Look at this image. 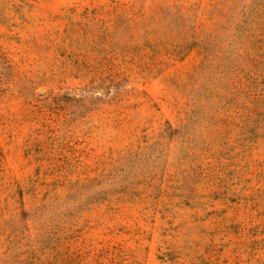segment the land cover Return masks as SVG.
<instances>
[{"label": "rangeland", "instance_id": "374dc122", "mask_svg": "<svg viewBox=\"0 0 264 264\" xmlns=\"http://www.w3.org/2000/svg\"><path fill=\"white\" fill-rule=\"evenodd\" d=\"M0 264H264V0H0Z\"/></svg>", "mask_w": 264, "mask_h": 264}]
</instances>
